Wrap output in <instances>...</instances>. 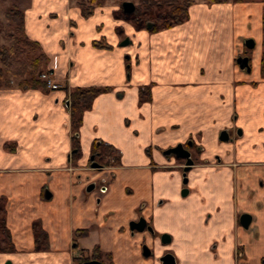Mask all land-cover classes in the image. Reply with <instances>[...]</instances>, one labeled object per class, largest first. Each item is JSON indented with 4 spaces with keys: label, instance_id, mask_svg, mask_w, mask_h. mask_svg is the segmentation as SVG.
Returning a JSON list of instances; mask_svg holds the SVG:
<instances>
[{
    "label": "crops",
    "instance_id": "0c3cea01",
    "mask_svg": "<svg viewBox=\"0 0 264 264\" xmlns=\"http://www.w3.org/2000/svg\"><path fill=\"white\" fill-rule=\"evenodd\" d=\"M233 1L193 4L183 23L155 32L104 7L86 18L34 14L33 0L25 7L24 34L58 88H0L11 255L56 264L98 246L114 264H161L167 254L175 264H264V0ZM246 40L254 43L249 70L236 62ZM93 87L108 91L81 116L74 161L69 92ZM97 143L117 158L101 197L85 192L99 176L88 170ZM179 144L198 150L185 186L184 162L165 153ZM242 214L251 216L248 229ZM141 217L152 233L130 232ZM36 221L47 251L34 250Z\"/></svg>",
    "mask_w": 264,
    "mask_h": 264
},
{
    "label": "trees",
    "instance_id": "16d2710c",
    "mask_svg": "<svg viewBox=\"0 0 264 264\" xmlns=\"http://www.w3.org/2000/svg\"><path fill=\"white\" fill-rule=\"evenodd\" d=\"M138 5L132 14H124L122 8L117 11L116 17L130 21L135 29L146 28L151 25V31L168 29L183 23L187 18L188 8L194 4V0H137ZM208 4L227 3L228 0H201ZM240 0H234L238 2ZM105 0H77L76 6L80 9L83 17H89L96 7L104 5ZM8 22L7 29L15 32L9 48L0 47V88L9 86V79L6 75L21 79L31 89L49 91L45 84L39 80L42 68L45 69L48 59L42 53L37 43L27 39L24 34L23 12L16 7L10 8L5 13ZM17 26V28H16ZM19 36V37H16ZM98 48H108L102 42H95ZM40 50V52H39ZM37 51L39 52L38 54ZM108 91L107 88H76L69 92L70 111V132L72 146V160L79 157V143L77 133L81 124V116L87 111L93 100L101 93ZM142 97L141 100H144ZM98 153L100 158L110 156L113 151L110 146L96 144L93 146L92 154ZM117 164V158L115 160ZM34 235V250L47 251V236L42 230L38 221L32 224ZM0 252L13 253L15 248L10 240V235L5 227V211L0 203ZM88 254L89 258L74 259V262L81 264L89 259L99 261L103 264H114L109 253H102L98 246L91 251L82 250V254Z\"/></svg>",
    "mask_w": 264,
    "mask_h": 264
},
{
    "label": "rangeland",
    "instance_id": "374dc122",
    "mask_svg": "<svg viewBox=\"0 0 264 264\" xmlns=\"http://www.w3.org/2000/svg\"><path fill=\"white\" fill-rule=\"evenodd\" d=\"M31 1L32 0H0V47L9 48L11 45L12 38L15 35V32L13 30L7 29L8 22L5 18V13L12 7H16L21 12L24 11L25 13L24 9L28 4L31 3ZM76 1L77 0H33L34 12H35L34 14H76V12H79L78 14H80V9L75 4ZM124 2L132 3L135 6V8L138 5L137 0H105L104 5H102L101 7H104V10L106 11L107 10L119 11ZM200 2L201 0H194V4ZM95 12L96 14H99L97 10H95ZM16 37L19 36L16 35ZM39 52L37 51L36 54H38ZM42 69L44 71H42L40 74L46 72L44 68ZM6 78L9 79V86L11 85L15 86L18 82H21L23 85H25L21 79L13 78L9 75H6ZM12 79L13 81H11ZM247 141L252 146L253 143L251 142V140H247ZM191 152H192V158L196 159L197 152L194 149ZM237 155L238 157H247L248 159H254V158L256 159L259 156V154L255 152H250V153L242 152L241 155L239 153ZM113 160H115L114 153L110 155V161ZM76 255L77 253L73 254L74 257ZM8 262L11 264H46V262H44L41 258H37V257L19 259L11 254H0V264H9ZM56 264H75V263L71 259L66 258L65 260L62 259L58 260Z\"/></svg>",
    "mask_w": 264,
    "mask_h": 264
},
{
    "label": "flooded vegetation",
    "instance_id": "af4514ba",
    "mask_svg": "<svg viewBox=\"0 0 264 264\" xmlns=\"http://www.w3.org/2000/svg\"><path fill=\"white\" fill-rule=\"evenodd\" d=\"M245 47V46H244ZM248 50L249 49H247V48H245V51L241 54V56H239V58H247L248 60H249V58H248V55H247V52H248ZM224 132H225V134H224ZM220 138L223 140V139H225V140H223V142H225V141H228V140H230V137H229V135H228V132L227 131H223L221 134H220ZM97 146H101V145H104V144H101V143H97L96 144ZM182 147H183V149H185L189 154H190V159H191V161L193 162V164L189 167V170L188 171H186V172H184L183 171V173H182V183H183V181L185 180V183H183V185L185 186V185H187V182H188V178H187V173L190 171V169L192 168V167H194V165L196 164L195 163V161H194V159L192 158V155H191V152H190V150L192 151V149H193V146H191V144H189V145H186V146H183L182 145ZM195 149V151L196 152H198V150H196L197 148H194ZM169 151V150H168ZM178 159V158H177ZM115 160H116V156H115ZM115 160H113V161H110V156H104L103 158H100V156H99V154L98 153H94V154H91V158H90V160H89V169L88 170H90V171H93L95 174H98L99 176L93 181V182H90V183H88V185H90V184H94L95 186H94V188H93V190L91 191V192H89V193H92V192H95V191H97V197H101V196H103V194L105 193V191H106V186H105V184H107V183H110L111 182V180H112V178H113V176H112V169H114V168H116V162H115ZM180 160H182V162H184V165H183V170H184V168H185V159H180ZM97 165V167L96 168H94L93 167V165ZM87 185V186H88ZM86 186V187H87ZM86 189V188H85ZM185 191V193H182V192H184ZM182 192H181V195H186L187 193H188V189L187 188H183V190H182ZM243 215V214H242ZM247 215H249V214H247ZM250 216V215H249ZM241 217V216H240ZM142 218V217H141ZM140 218H138L137 220H135L134 222H137L138 220H139ZM144 219V218H143ZM145 220V219H144ZM132 222V221H131ZM239 222H240V218H239ZM130 223V222H129ZM250 223H251V220H250ZM250 223H249V225H250ZM241 224V223H240ZM146 225L148 226V224H147V222H146ZM249 225H248V227H249ZM242 226V225H241ZM243 227V226H242ZM248 227L247 228H244V229H248ZM128 228H129V224H128ZM144 231H147V230H144ZM131 232V231H130ZM134 232H136V231H134ZM134 232H132V233H134ZM149 232V231H148ZM152 233V232H151ZM75 245V244H74ZM95 247V246H94ZM143 247H145V246H143ZM142 247V248H143ZM93 249V248H92ZM148 250V249H147ZM84 251H86L87 252V250H84ZM91 251V250H90ZM149 251V250H148ZM1 253V252H0ZM14 253V252H13ZM142 253H143V250H142ZM150 253V252H149ZM1 254H12V253H1ZM110 254V253H109ZM150 255V254H149ZM82 257H84V258H89V255L88 254H82V250L79 252V255L76 257V258H74V259H79V258H82ZM74 259H72V261L74 262ZM88 261H96V260H91V259H89V260H87V261H85V262H88ZM99 262V261H98ZM9 263V262H8ZM75 264H77L76 262H74ZM84 263V262H83ZM83 263H81V264H83ZM101 263V262H100ZM9 264H11V263H9ZM103 264V263H102Z\"/></svg>",
    "mask_w": 264,
    "mask_h": 264
},
{
    "label": "water",
    "instance_id": "95a60500",
    "mask_svg": "<svg viewBox=\"0 0 264 264\" xmlns=\"http://www.w3.org/2000/svg\"><path fill=\"white\" fill-rule=\"evenodd\" d=\"M121 8H122V12L124 14H132L135 11V6L130 2H124L122 4ZM149 26H150V24L148 25V27ZM125 45L126 44H124V42L121 44V46H125ZM244 46H245V48L250 50L253 48L254 43L252 40H246L244 43ZM236 62L240 68H242V69L246 68V70H249L247 58H238L236 60ZM67 105H68V103H67ZM224 134H225V132H224ZM223 140H225V139H223ZM165 153L166 154H173L178 159H185V168L183 170L184 172L188 171L189 167L193 164V162L190 159V154L185 149H183L182 145H180V144L177 145L176 147L170 149L169 151H166ZM93 167L96 168L97 165L94 164ZM183 183H185V180L183 181ZM94 186H95L94 184L88 185L85 189V192L86 193L91 192L93 190ZM182 193H185V191ZM250 220H251V216H249L247 214H243L240 217V223L244 228L248 227ZM129 230L131 232H134V231L143 232L144 230H147L150 233L152 232L151 227L146 225V221L143 218H140L137 222H134V221L130 222L129 223ZM142 250H143L144 256H148L150 254L146 247H143ZM160 262H161V264H175V260L170 254L163 256L160 259ZM83 264H102V263H100L98 261H88V262H84Z\"/></svg>",
    "mask_w": 264,
    "mask_h": 264
},
{
    "label": "built area",
    "instance_id": "2783aa9c",
    "mask_svg": "<svg viewBox=\"0 0 264 264\" xmlns=\"http://www.w3.org/2000/svg\"><path fill=\"white\" fill-rule=\"evenodd\" d=\"M39 80L43 82L46 88L50 91H54L58 88L55 82V78L52 72L46 71L39 75Z\"/></svg>",
    "mask_w": 264,
    "mask_h": 264
}]
</instances>
